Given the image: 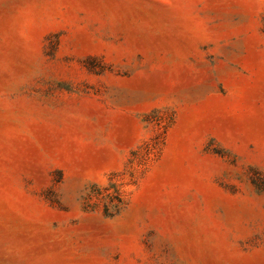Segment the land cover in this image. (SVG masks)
I'll use <instances>...</instances> for the list:
<instances>
[{
	"label": "rangeland",
	"instance_id": "1",
	"mask_svg": "<svg viewBox=\"0 0 264 264\" xmlns=\"http://www.w3.org/2000/svg\"><path fill=\"white\" fill-rule=\"evenodd\" d=\"M0 264H264V0H0Z\"/></svg>",
	"mask_w": 264,
	"mask_h": 264
}]
</instances>
